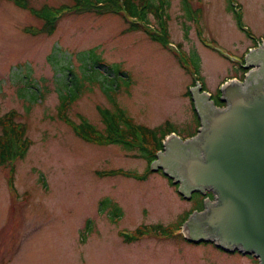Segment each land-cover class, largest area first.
Wrapping results in <instances>:
<instances>
[{
  "label": "rangeland",
  "instance_id": "374dc122",
  "mask_svg": "<svg viewBox=\"0 0 264 264\" xmlns=\"http://www.w3.org/2000/svg\"><path fill=\"white\" fill-rule=\"evenodd\" d=\"M28 1L36 8L71 3ZM236 1L237 12L230 0H191L188 21L181 1L169 0V40L182 51L177 57L142 31L124 32L115 12L69 11L50 35L30 34L25 27H40L41 20L0 0V115L15 109L31 140L13 161V185L10 165L0 166V264H258L211 242L185 241L181 227L172 237L125 240L123 233L139 225L177 228L202 203L195 193L183 198L161 169L145 180L99 177L96 171L118 168L143 173L147 161L123 144L80 138L57 115L61 100L74 123L83 117L103 131L97 107L116 104L138 124L168 123L182 136L195 134L199 118L185 95L194 72L216 94L225 79L243 78L239 58L252 38H264V0ZM99 61L117 65L118 76L107 77Z\"/></svg>",
  "mask_w": 264,
  "mask_h": 264
},
{
  "label": "water",
  "instance_id": "95a60500",
  "mask_svg": "<svg viewBox=\"0 0 264 264\" xmlns=\"http://www.w3.org/2000/svg\"><path fill=\"white\" fill-rule=\"evenodd\" d=\"M243 67L242 82L220 88L224 107L198 85L189 88L197 132L166 137L149 169H161L185 199L212 193L182 223L188 242H212L264 264V45L245 56Z\"/></svg>",
  "mask_w": 264,
  "mask_h": 264
},
{
  "label": "trees",
  "instance_id": "16d2710c",
  "mask_svg": "<svg viewBox=\"0 0 264 264\" xmlns=\"http://www.w3.org/2000/svg\"><path fill=\"white\" fill-rule=\"evenodd\" d=\"M11 1L19 8L29 10L33 16L41 20L40 27H25V31L30 34L45 33L46 35H50L55 29L58 17L69 11L77 13L82 11H94L98 14L115 12L122 17L126 25L123 30L124 32L142 31L152 41L158 42L164 47L169 48V14L167 13L169 0H70V4H63L58 7H47L46 5H42L39 8L29 5L28 0ZM180 1L182 3V17L188 21H193L194 17L188 14V8H191V0ZM229 6L231 7L230 4ZM194 13L197 15L199 11L194 10ZM150 17L154 19L153 23ZM195 19L197 20V18ZM177 44L180 46L179 43ZM173 54L178 57V54L174 52ZM178 59L182 66L185 67L181 58L179 57ZM98 64L99 67L105 68L107 74H111L110 76L106 74L107 77L116 78L120 73V71L115 68L118 67L117 65L105 66V64L100 61L97 62V65ZM98 70L101 73L99 68ZM205 87V84L202 83V88ZM219 94L218 91L216 94L212 95V98L217 105H222L223 102L220 101ZM185 95L190 96L188 90H186ZM66 105L67 104H63L60 100V108L58 109L57 115L72 128L77 136L84 140L99 144L120 143L130 150L137 149L138 156L147 161V168L143 173L118 168L96 171L99 177L122 175L137 180H145L150 172L149 163L155 158L156 152L163 147L162 139L170 132L176 133V130L168 123L153 127H146L142 124H138L134 122L130 116H127L116 104L114 105V110H109L105 107H97L104 125L102 131L87 122V120L81 116V122L78 124L74 123L66 114ZM194 114L196 115L195 112ZM192 133L194 134V132ZM192 133L187 135H192ZM30 143L31 140L27 136L26 123L19 120V113L15 109H10L0 115V166L10 165L11 175L9 176V182L11 185H13V161L25 155L29 149ZM11 187L13 188V186ZM190 212L191 210L186 213L185 218H183L177 228L172 225L151 223L139 225L131 234L124 235V238L125 240L131 241L147 233L172 237L177 229L178 231L180 230L182 222ZM177 233L180 235L179 232Z\"/></svg>",
  "mask_w": 264,
  "mask_h": 264
},
{
  "label": "bare ground",
  "instance_id": "6f19581e",
  "mask_svg": "<svg viewBox=\"0 0 264 264\" xmlns=\"http://www.w3.org/2000/svg\"><path fill=\"white\" fill-rule=\"evenodd\" d=\"M196 35H198V37H199V34H197L196 33ZM262 47V46H261ZM169 49H170V51L171 52H174V53H177V54H181L182 53V51H180V49H178L177 47H175V46H172V45H169ZM216 53H218L221 57H227V54H225L223 51H221L220 49L219 50H216L215 51ZM244 65V64H243ZM240 67H242L243 69H245L243 66H240ZM246 71H247V69H245V71H244V74L246 73ZM243 77H244V75H243ZM243 81V78L242 79H239V82H242ZM204 83V82H203ZM205 89H206V87H205ZM218 91H219V93H221V89H218ZM218 91H215L216 93L218 92ZM188 92H189V94L191 95V92H190V90H188ZM209 96V95H208ZM212 101H213V103L214 104H216L215 103V100L214 99H212V97H209ZM217 105V104H216ZM218 107H224V103H222V105H217Z\"/></svg>",
  "mask_w": 264,
  "mask_h": 264
},
{
  "label": "flooded vegetation",
  "instance_id": "af4514ba",
  "mask_svg": "<svg viewBox=\"0 0 264 264\" xmlns=\"http://www.w3.org/2000/svg\"><path fill=\"white\" fill-rule=\"evenodd\" d=\"M195 195H197L196 200H200L201 203H203V199H204L206 196H209L210 198H212V193H211V192H207L205 195H202V194H200V193H195ZM193 196H194V193L191 195V197L189 198V200H192V199H193Z\"/></svg>",
  "mask_w": 264,
  "mask_h": 264
}]
</instances>
